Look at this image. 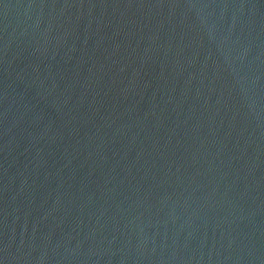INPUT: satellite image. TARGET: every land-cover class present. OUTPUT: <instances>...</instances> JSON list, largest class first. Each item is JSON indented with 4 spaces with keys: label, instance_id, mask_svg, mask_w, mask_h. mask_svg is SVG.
I'll use <instances>...</instances> for the list:
<instances>
[{
    "label": "water",
    "instance_id": "95a60500",
    "mask_svg": "<svg viewBox=\"0 0 264 264\" xmlns=\"http://www.w3.org/2000/svg\"><path fill=\"white\" fill-rule=\"evenodd\" d=\"M0 264H264V0H0Z\"/></svg>",
    "mask_w": 264,
    "mask_h": 264
}]
</instances>
